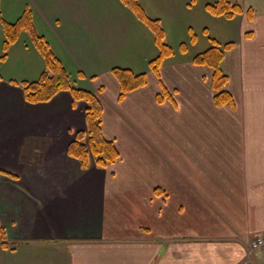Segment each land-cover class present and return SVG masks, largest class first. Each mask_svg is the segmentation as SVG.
I'll list each match as a JSON object with an SVG mask.
<instances>
[{
	"label": "crops",
	"instance_id": "crops-1",
	"mask_svg": "<svg viewBox=\"0 0 264 264\" xmlns=\"http://www.w3.org/2000/svg\"><path fill=\"white\" fill-rule=\"evenodd\" d=\"M213 1L156 0L174 50L156 74L155 35L122 0H0L8 22L31 10L73 85L101 91L103 134L119 151L107 167L69 154L86 101L67 90L26 101L15 81L38 79L45 60L27 31L2 58L0 22V264L264 261L250 247L264 235V0H236L244 12L232 18L211 14ZM213 38L235 42L222 61L233 106L215 103L211 69L193 61ZM116 66L147 84L120 99Z\"/></svg>",
	"mask_w": 264,
	"mask_h": 264
},
{
	"label": "trees",
	"instance_id": "trees-1",
	"mask_svg": "<svg viewBox=\"0 0 264 264\" xmlns=\"http://www.w3.org/2000/svg\"><path fill=\"white\" fill-rule=\"evenodd\" d=\"M133 12L144 21L153 31L159 52L156 57L150 60L151 70L159 74V69L163 61L174 54V50L165 40L164 28L160 19L153 18L147 14L139 0H122ZM207 10L215 15L232 18L244 12V8L236 0H215L206 5ZM249 17L252 11L248 10ZM0 22L3 25L5 40L3 43L4 54L7 56L9 47L17 41L22 31H27L32 38L36 48L45 60V68L36 80L15 81L22 86L26 101L31 103L47 102L62 90L70 91L75 100L87 102L86 108V129L78 132L74 140L69 144L68 152L76 157L83 168L89 166L90 158L94 159L97 165L107 167L119 158V151L113 140L107 139L103 134V102L97 92L89 89L76 87L71 83L69 74L61 60L51 50L49 42L44 36L37 33L32 12L25 9L22 15L15 22L6 21L1 12ZM193 39L196 35L193 34ZM213 44L206 50L198 53L193 58L194 63L208 66L211 71V83L214 90V101L217 105H234V97L227 89L229 82L228 75L222 67L227 50L234 47L235 42L221 43L217 39H212ZM187 44H181V49L186 50ZM113 74L119 82V98L123 99L129 92L143 87L147 84V73H136L130 68L116 66L112 69ZM1 80V76H0ZM14 82V80H11ZM14 82V83H15ZM166 90L159 99L163 98ZM0 172H3L0 170ZM0 243L7 247L5 235L0 225Z\"/></svg>",
	"mask_w": 264,
	"mask_h": 264
},
{
	"label": "rangeland",
	"instance_id": "rangeland-1",
	"mask_svg": "<svg viewBox=\"0 0 264 264\" xmlns=\"http://www.w3.org/2000/svg\"><path fill=\"white\" fill-rule=\"evenodd\" d=\"M139 1H140V3L142 4V6L144 7L145 11H146L149 15H151V17L155 18L157 14H160V13H161V14H160L161 17H165V22L172 24V22L168 21V17H167V16H164L166 12H164L163 9L160 10L161 12L158 11L156 0H139ZM193 6H194V7H192V10H190V11H186V10L184 9V10H183V14L181 13L180 16L183 17V18H185L186 16H188V15L191 14V13L194 14L195 10H197V8L200 7V6H198V4H197V5H193ZM188 8H191V7H188ZM188 8H187V10H189ZM166 11H168V10L166 9ZM189 12H191V13H189ZM200 16H201V15L199 14L198 17H200ZM23 41H24V39L21 38V39H20L21 44H23V43H22ZM31 48L33 49V47H31ZM174 48H175V50L177 51V50L179 49V44H175ZM51 50H52V48H51ZM52 51H53V50H52ZM24 66L27 68V65H26V64L23 65V66H21V68H18L17 73H18V75H19L18 77H20V78H23L24 75H25V73H26V72H25L26 70H25ZM28 75H29V74H28ZM71 79H73V78H71ZM71 81H72L73 84H75L74 80H71ZM97 92H101V91L98 90ZM86 103H87V102H86ZM3 231H4V230H3ZM4 235H5V232H4Z\"/></svg>",
	"mask_w": 264,
	"mask_h": 264
},
{
	"label": "built area",
	"instance_id": "built-area-1",
	"mask_svg": "<svg viewBox=\"0 0 264 264\" xmlns=\"http://www.w3.org/2000/svg\"><path fill=\"white\" fill-rule=\"evenodd\" d=\"M250 247L254 251L258 250L264 259V235H255L250 241ZM251 264H264V261Z\"/></svg>",
	"mask_w": 264,
	"mask_h": 264
}]
</instances>
